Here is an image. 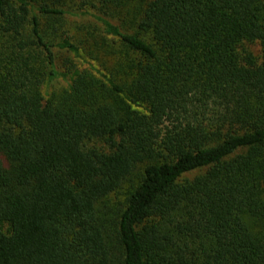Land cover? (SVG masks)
I'll return each instance as SVG.
<instances>
[{
	"label": "trees",
	"instance_id": "trees-1",
	"mask_svg": "<svg viewBox=\"0 0 264 264\" xmlns=\"http://www.w3.org/2000/svg\"><path fill=\"white\" fill-rule=\"evenodd\" d=\"M0 264H264V0H0Z\"/></svg>",
	"mask_w": 264,
	"mask_h": 264
},
{
	"label": "rangeland",
	"instance_id": "rangeland-1",
	"mask_svg": "<svg viewBox=\"0 0 264 264\" xmlns=\"http://www.w3.org/2000/svg\"><path fill=\"white\" fill-rule=\"evenodd\" d=\"M90 11L94 12L95 10L90 9ZM114 18L119 20L118 16ZM115 19H113L112 21H115ZM56 34L59 36L69 35L75 40L76 39L83 40L85 37H89V40H88L89 44H91L95 39H98L104 35L102 33L101 27H99L98 23L90 15H85L81 17L79 16L69 17V19L67 18L66 22L62 21V24L57 28ZM250 49L255 54L258 55L259 48L257 45L251 46ZM56 56H57V65L62 66V61L64 60V57H70V54L63 52L60 54L57 53ZM81 67L87 68L91 70L92 72H96V68H98V65L95 62H92V60H89V61H82ZM62 85H63L62 82H53L52 85H46V84L43 85L42 90L44 92L45 90H48L49 88L57 89L61 87Z\"/></svg>",
	"mask_w": 264,
	"mask_h": 264
}]
</instances>
